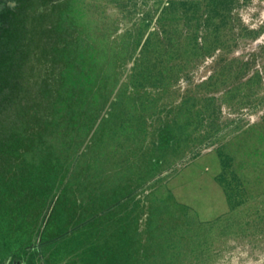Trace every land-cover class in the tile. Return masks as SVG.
I'll use <instances>...</instances> for the list:
<instances>
[{
  "label": "rangeland",
  "instance_id": "374dc122",
  "mask_svg": "<svg viewBox=\"0 0 264 264\" xmlns=\"http://www.w3.org/2000/svg\"><path fill=\"white\" fill-rule=\"evenodd\" d=\"M0 264H264V0H0Z\"/></svg>",
  "mask_w": 264,
  "mask_h": 264
}]
</instances>
